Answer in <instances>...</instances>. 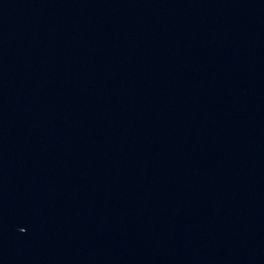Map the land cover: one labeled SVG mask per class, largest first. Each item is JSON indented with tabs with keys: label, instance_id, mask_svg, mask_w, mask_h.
<instances>
[{
	"label": "water",
	"instance_id": "95a60500",
	"mask_svg": "<svg viewBox=\"0 0 264 264\" xmlns=\"http://www.w3.org/2000/svg\"><path fill=\"white\" fill-rule=\"evenodd\" d=\"M0 264H264V0H0Z\"/></svg>",
	"mask_w": 264,
	"mask_h": 264
}]
</instances>
